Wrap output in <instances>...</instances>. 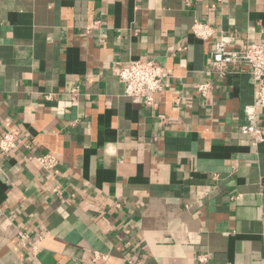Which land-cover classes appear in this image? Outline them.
<instances>
[{
    "label": "crops",
    "instance_id": "1",
    "mask_svg": "<svg viewBox=\"0 0 264 264\" xmlns=\"http://www.w3.org/2000/svg\"><path fill=\"white\" fill-rule=\"evenodd\" d=\"M220 35L263 44L264 0H0V134L18 140L0 156V264H264V109L252 146L250 76L206 71ZM138 59L165 73L152 106L117 78Z\"/></svg>",
    "mask_w": 264,
    "mask_h": 264
},
{
    "label": "built area",
    "instance_id": "2",
    "mask_svg": "<svg viewBox=\"0 0 264 264\" xmlns=\"http://www.w3.org/2000/svg\"><path fill=\"white\" fill-rule=\"evenodd\" d=\"M223 2L224 0H216ZM98 22H95L97 25ZM191 34L201 42H209L215 35V30L207 23L194 20L190 27ZM246 70L253 84V103L245 108L246 123L239 127V132L249 137L251 145L257 146L263 141V130L258 124V111L264 109V43L246 44L235 48L231 40L224 35L212 41L208 52L206 71L219 77L226 76L231 72ZM165 73L161 66L154 60H131L123 63L117 69V78L123 85V95L127 98L139 97L146 106H152L155 94L161 90ZM196 92L204 97L211 88L212 82H203L195 86ZM72 98L77 95V89L71 90ZM51 98L50 95L45 99ZM17 138L11 130L0 134V156L11 157L17 148ZM31 161L46 173H52L57 165L58 158L48 152H40L32 156ZM117 206V205H116ZM22 245L38 249L37 244L30 240L29 234L20 231L17 234ZM107 256L100 252H93L92 262L106 260ZM200 261H204L203 258Z\"/></svg>",
    "mask_w": 264,
    "mask_h": 264
}]
</instances>
